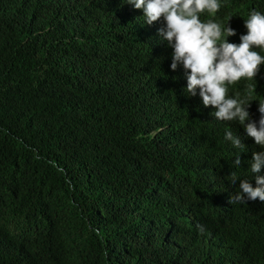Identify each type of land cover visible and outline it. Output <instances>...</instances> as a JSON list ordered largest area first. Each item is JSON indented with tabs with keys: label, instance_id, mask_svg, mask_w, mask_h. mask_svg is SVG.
Listing matches in <instances>:
<instances>
[{
	"label": "trees",
	"instance_id": "16d2710c",
	"mask_svg": "<svg viewBox=\"0 0 264 264\" xmlns=\"http://www.w3.org/2000/svg\"><path fill=\"white\" fill-rule=\"evenodd\" d=\"M252 8L223 0L217 21ZM143 17L0 0V264H264V202H229L250 166Z\"/></svg>",
	"mask_w": 264,
	"mask_h": 264
},
{
	"label": "clouds",
	"instance_id": "9594fccd",
	"mask_svg": "<svg viewBox=\"0 0 264 264\" xmlns=\"http://www.w3.org/2000/svg\"><path fill=\"white\" fill-rule=\"evenodd\" d=\"M124 1L144 13L169 56L171 75L182 77L185 96L228 128L224 139L238 152L235 165L250 166L229 202H264V12L250 9L234 30L217 21L223 0ZM231 1L245 6L248 0ZM230 178L232 184L239 179L235 172Z\"/></svg>",
	"mask_w": 264,
	"mask_h": 264
}]
</instances>
